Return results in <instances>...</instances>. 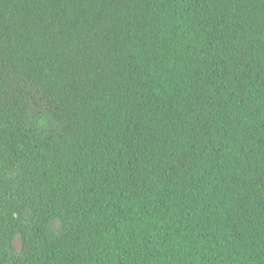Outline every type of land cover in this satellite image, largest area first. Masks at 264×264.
Returning a JSON list of instances; mask_svg holds the SVG:
<instances>
[{"label": "trees", "instance_id": "16d2710c", "mask_svg": "<svg viewBox=\"0 0 264 264\" xmlns=\"http://www.w3.org/2000/svg\"><path fill=\"white\" fill-rule=\"evenodd\" d=\"M0 264H264V0H0Z\"/></svg>", "mask_w": 264, "mask_h": 264}, {"label": "rangeland", "instance_id": "374dc122", "mask_svg": "<svg viewBox=\"0 0 264 264\" xmlns=\"http://www.w3.org/2000/svg\"><path fill=\"white\" fill-rule=\"evenodd\" d=\"M53 227H54V229H58V227H59V222L55 221V222L53 223ZM13 244H14V247H15L16 249L19 248V244H20V242H19V238H18V237H15Z\"/></svg>", "mask_w": 264, "mask_h": 264}]
</instances>
